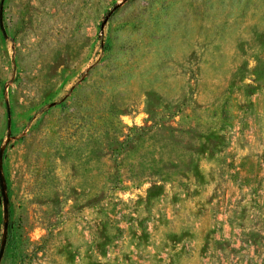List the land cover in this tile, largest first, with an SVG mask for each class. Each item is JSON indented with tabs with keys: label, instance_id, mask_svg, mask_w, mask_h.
<instances>
[{
	"label": "rangeland",
	"instance_id": "1",
	"mask_svg": "<svg viewBox=\"0 0 264 264\" xmlns=\"http://www.w3.org/2000/svg\"><path fill=\"white\" fill-rule=\"evenodd\" d=\"M3 27L0 264H264V0H4Z\"/></svg>",
	"mask_w": 264,
	"mask_h": 264
},
{
	"label": "water",
	"instance_id": "2",
	"mask_svg": "<svg viewBox=\"0 0 264 264\" xmlns=\"http://www.w3.org/2000/svg\"><path fill=\"white\" fill-rule=\"evenodd\" d=\"M3 2L4 0H0V29L2 31L3 34H5V30L3 27ZM118 7V5H115L105 16V18L103 19L101 25H100V29L102 31L107 18L109 17V15L111 14V12L116 9ZM53 104V103H52ZM8 115V119H7V131L9 133L10 131V113L7 112ZM9 139V137L7 136V140ZM0 195H1V204H2V236H1V243H0V260L1 257L3 255L4 252V247H5V243H6V235H7V228H8V222H9V211H8V198L5 192V187L3 184V178L1 177V165H0Z\"/></svg>",
	"mask_w": 264,
	"mask_h": 264
}]
</instances>
